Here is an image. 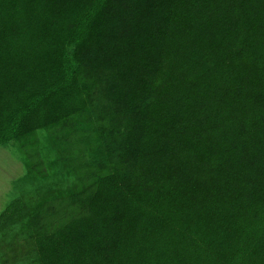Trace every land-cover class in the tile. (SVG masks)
I'll return each mask as SVG.
<instances>
[{"label": "trees", "instance_id": "16d2710c", "mask_svg": "<svg viewBox=\"0 0 264 264\" xmlns=\"http://www.w3.org/2000/svg\"><path fill=\"white\" fill-rule=\"evenodd\" d=\"M11 144L1 264H264V0H0Z\"/></svg>", "mask_w": 264, "mask_h": 264}, {"label": "rangeland", "instance_id": "374dc122", "mask_svg": "<svg viewBox=\"0 0 264 264\" xmlns=\"http://www.w3.org/2000/svg\"><path fill=\"white\" fill-rule=\"evenodd\" d=\"M20 151L14 144L8 147H0V213L16 196L14 189L15 181L26 173V167L20 159ZM59 178H61L60 174H58V178H55V180L59 181ZM49 182L52 185L54 183L53 179Z\"/></svg>", "mask_w": 264, "mask_h": 264}, {"label": "crops", "instance_id": "0c3cea01", "mask_svg": "<svg viewBox=\"0 0 264 264\" xmlns=\"http://www.w3.org/2000/svg\"><path fill=\"white\" fill-rule=\"evenodd\" d=\"M1 264V263H0Z\"/></svg>", "mask_w": 264, "mask_h": 264}]
</instances>
